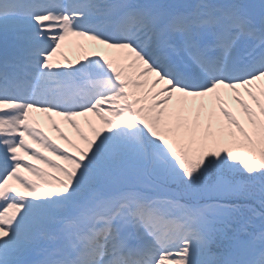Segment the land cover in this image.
Returning <instances> with one entry per match:
<instances>
[{"label": "snow or ice", "instance_id": "obj_1", "mask_svg": "<svg viewBox=\"0 0 264 264\" xmlns=\"http://www.w3.org/2000/svg\"><path fill=\"white\" fill-rule=\"evenodd\" d=\"M0 38V264H264V0H0Z\"/></svg>", "mask_w": 264, "mask_h": 264}, {"label": "bare ground", "instance_id": "obj_2", "mask_svg": "<svg viewBox=\"0 0 264 264\" xmlns=\"http://www.w3.org/2000/svg\"><path fill=\"white\" fill-rule=\"evenodd\" d=\"M80 38H77V37H68L66 42H65V46L64 48L62 49V51L64 52L65 55L68 56L69 59H75V55L77 53V55L79 54L78 51L76 50V48L74 47V43L75 41L79 40ZM58 58H59V55H58ZM37 117L40 116L41 114L40 113H37L36 114ZM60 124H61V127L66 131L68 132L70 135H73L72 134V131L71 129L61 120V118L59 117H54ZM40 121L42 123V125L45 127V130L49 132L50 135H52L53 137L55 136V133L51 131V128L50 126L48 125L47 121H46V118L44 117H41L40 118ZM87 129V126H85V130ZM60 141V140H59ZM62 143V141H60Z\"/></svg>", "mask_w": 264, "mask_h": 264}]
</instances>
